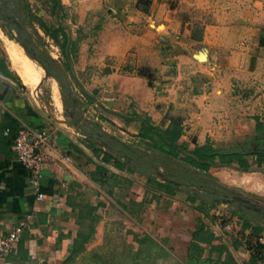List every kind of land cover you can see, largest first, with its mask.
Segmentation results:
<instances>
[{
	"label": "crops",
	"instance_id": "obj_1",
	"mask_svg": "<svg viewBox=\"0 0 264 264\" xmlns=\"http://www.w3.org/2000/svg\"><path fill=\"white\" fill-rule=\"evenodd\" d=\"M43 1L50 5L55 19L53 25L43 22L65 32L64 49H60L63 54L69 51L65 55L69 78L85 105L81 117L74 119L71 114L55 119L26 102L17 88L23 89L24 82L19 83L14 71L0 70V237L22 227L15 249L0 258V264H65L73 249L82 252L77 258L104 248L130 251L138 245L137 250L146 249L153 232H160L162 241L185 244L195 264H254L247 242L258 240L264 244V222L254 216L263 214L261 207L250 199L235 207L236 201H223L233 206L226 213L229 219H219L218 211L211 214L209 203L207 211L201 210V200L196 196L178 197L179 187L174 184L179 182L146 175L148 164L139 151L143 156L153 150L159 153V140L165 151L172 149L181 160L186 154L196 162L194 150L204 145L206 136L217 140L244 132L238 125H229L233 118L212 114V107L221 99L229 106L247 104L254 99H243L250 90L259 94L251 106L264 105V46H260V39L264 41V2L245 0L247 3L243 1L237 11L236 0H227L224 8L221 5L225 0H133L134 10L128 13L131 0H106L108 9H122L123 13L116 20L115 31L106 39L103 31L98 34L93 46L96 52L89 53L86 41L79 44L76 52V41L62 25L61 11L70 6V0ZM143 8L152 12L148 22L165 20L160 40L145 27L146 19L140 12ZM79 14L83 16L84 12ZM201 55L206 61L200 60ZM2 82L6 94H1ZM237 88L244 90L241 96H235ZM159 91L170 95L177 92L180 96L191 92L193 100L198 99L202 106L204 102L210 104L206 109L210 119L202 117L203 109L190 120L166 115L159 120L164 127H157L153 121L167 98L159 96ZM84 119L98 122L101 132L87 130L82 124ZM174 122L181 130L177 142L167 134ZM141 126L157 140L141 138ZM6 128H10L7 136L3 134ZM27 128L44 129L48 135L47 159L37 190L31 184L32 174L17 162L12 150L15 134ZM189 135L197 145L193 149L185 147ZM200 161L224 171L234 165ZM257 168L262 171H247L251 176L237 180L241 185L248 184V191L264 192V167ZM254 174L260 177L254 178ZM153 182L171 185L174 195ZM37 193L43 194L42 201L37 200ZM189 197L196 198L194 204ZM150 217L159 221L158 231L156 222L152 224L154 229L147 226ZM260 218L264 220V216ZM243 220L263 232L251 237L252 228L243 230ZM185 233L190 234L187 244L183 241ZM194 234L198 235L196 244L204 248L200 262L189 253ZM205 235L213 237L211 242L199 240Z\"/></svg>",
	"mask_w": 264,
	"mask_h": 264
},
{
	"label": "rangeland",
	"instance_id": "obj_2",
	"mask_svg": "<svg viewBox=\"0 0 264 264\" xmlns=\"http://www.w3.org/2000/svg\"><path fill=\"white\" fill-rule=\"evenodd\" d=\"M226 1L227 0H225L224 5H221L222 8L227 5ZM243 1L245 2V0L235 1V8L237 11L238 8L243 6ZM262 1L264 2V0ZM129 3L130 5L127 8L128 13L134 10L133 0L129 1ZM108 6L109 3L106 0H70V6L61 11V15L63 16L61 18L63 23L62 25L70 33V37L73 39V41H76V47L74 46L76 52L79 51V44L83 43V41H86L90 46L87 51L89 53L94 51L95 53L96 49L93 46L97 44L96 38L98 34L103 31V38L106 39V35H109V33L115 31L114 25L117 24L116 20L123 12L122 9L120 11H117L115 8L110 10L108 9ZM81 12H84L83 16L79 14ZM140 12L142 16L145 17L144 19H146L143 20L145 27L152 30V32L156 34L157 39L160 40L159 37L163 35L162 32L164 29L162 23L165 20H152L151 23L148 22L150 19L147 21V18L152 15L150 9L143 8ZM35 16L40 18L48 25H53L55 21L52 13L50 12V5L47 4V1L0 0V31L3 34L0 36V70H2V72L12 70L17 75L18 71H16V69L21 71L24 68V72H28L26 73L27 77L31 81L37 83L39 89L38 96L40 98L35 97L32 94L33 92H31V90L26 85H24L22 78L19 75L18 76L21 79L24 88L21 89V86L18 85L17 88L23 94L26 102L31 104L36 110L44 114L46 113L58 120H62L64 119L63 117L69 116L71 114H74V119L76 117H81L80 113L83 109L82 106L85 105V99L80 95L79 91L75 90L76 85L74 86L73 82L69 78V70L67 68L66 61L67 58L65 57V55H69V51H67L66 54L61 52L60 47L54 41H51V39L46 36L39 25L33 20ZM109 23L112 26H110ZM148 25H150V27H148ZM7 40L19 46L20 44L25 45L34 53L35 57L41 64H39L36 60L35 62L33 60L32 63L27 66L23 65L20 61L14 62L7 51ZM70 61L72 62V60ZM41 65L45 68V70ZM72 66L74 67V60ZM45 71L48 72V76L46 75ZM80 77L81 75L78 74V78ZM188 77H190L189 74L186 76V78ZM185 86L188 88L187 85ZM235 90L239 92L235 93V96H241L244 92V90L240 91L239 88ZM169 93L170 92H166V95L159 91V96L163 95L167 98L165 102L161 104L162 108L158 110L157 117L153 121L157 127H164V125H161L159 120L166 115L167 117L169 115L168 118L177 117L190 120L195 112L200 113L203 109L205 110H203L204 114L202 117H205V120L210 119V116H208L206 111L207 106L209 107L210 104L204 102V105L202 106L198 99L193 100V95L191 92H182V94L185 95L181 96L177 92H172L173 94L171 95ZM174 95H178V98H175ZM258 95L259 94H256V90H250L246 93V96H243V99L250 100V97H254V99L251 100L253 103V101L257 99ZM56 100L59 103L58 107L55 106L57 103ZM251 102L247 104L239 103L238 105L230 104L229 106L225 105L224 100L221 99L220 101L218 100L217 103H215V105L212 107V109H215L212 110V114L217 115V113H220L223 116H226V118L229 120L233 118L234 121L229 122V125H238V128L244 130V132H241L242 134L233 133V136H228L229 138L220 137L217 140L214 139L213 136H206L205 138L204 145L209 142L215 147L223 146L222 148H226L234 146L238 147L241 153L249 154L245 160H242L239 163L233 162L234 165L231 168L232 171L229 167L225 171L220 170L215 168L218 166H215L213 163L199 162L197 159L196 162H193L192 160L188 159V157L186 158V154H183L181 160L179 157L174 158L168 155L159 154L154 152V150L150 153H147L145 156H143L139 151L141 157L146 159V165L148 164V168L144 169L146 170L145 174L158 179L166 178L167 180H172L173 183L179 182L178 184H174L179 187L178 189L180 192L178 197L182 196V199H186V196L193 195L201 201H207V203L210 204L212 210L211 214L217 213L218 211L219 214L216 217L219 219H229V214L226 213L228 212L227 210H230V207L233 206L232 204H226L223 201L231 199L233 196H239L246 200L250 199L253 201V204H256L258 207L262 208L263 214L260 216H254L260 222H264V220H261L260 218L264 216V192L248 191V188H246L248 184L241 185L237 180L241 177L251 176V174L245 173L247 171H262L261 168H257V165H262L264 167V161L262 164L257 162V160H259L258 156L260 153H264V140L260 141L261 139H264V105L257 104L255 107L251 106ZM194 119L195 118H193V120ZM82 124L85 126V128H87V130H92V132H98L101 130L98 122L93 123L84 119ZM180 124H182V122H180ZM259 125L262 128L261 132H258ZM222 130L223 127L219 129V132L222 133ZM227 130H229V128L224 129V132ZM195 131L197 134H201V130L196 129ZM196 133L195 135H197ZM192 134H194V132ZM190 135L186 139L185 147L188 149H193L197 145L192 143ZM137 146L141 147L140 145ZM248 164L249 168L247 167ZM239 166L244 167L240 168ZM159 167H161V169H159ZM252 176L254 178L260 177L258 174H254ZM212 204L214 205L212 206ZM233 204L234 207L235 205H243L239 201L233 202ZM210 216L211 215L208 213L207 217L210 218ZM150 221V225L147 226H153L154 229L155 225L156 231H158L159 221H156L151 217L149 218V222ZM232 221H236L235 218H233ZM153 223L155 224L152 225ZM235 226L236 225H234L232 228L233 231L236 229ZM150 234L151 235L149 237L152 238V241L146 242L150 243L146 249L141 247L137 250L136 246L138 248V245H136L135 250H133L132 246L130 251L119 249L117 252H113L107 248L99 251L92 250L89 251L85 256L76 258L75 263L190 264L192 260L189 258L187 246L185 244L182 245L175 242L162 241L160 232H153ZM138 235H141V233ZM236 237H239V233L236 235ZM188 238H190V234L185 233L183 241H186V244L189 240ZM203 263L204 262H200L199 264Z\"/></svg>",
	"mask_w": 264,
	"mask_h": 264
},
{
	"label": "trees",
	"instance_id": "obj_3",
	"mask_svg": "<svg viewBox=\"0 0 264 264\" xmlns=\"http://www.w3.org/2000/svg\"><path fill=\"white\" fill-rule=\"evenodd\" d=\"M38 25L39 27L43 30V32L46 34L47 37H49L50 39H52L61 49H64V45H65V32L62 28L59 27H55V26H47L40 18L38 17H34L33 19ZM260 46L263 47L264 46V41L263 39H260ZM19 83L22 85L20 78L16 75ZM23 87V85H22ZM24 88V87H23ZM258 132H261L262 128L259 125L258 126ZM140 132H142V136L141 138H143L144 140H150V141H156L157 138L155 137V135H152L145 127L141 126L140 128ZM168 136L169 138L174 141L177 142L181 136V130L179 128V124L174 122L171 123L168 129ZM260 140V139H259ZM264 139H261L260 141H263ZM157 144V148H158V152L160 154L163 155H168L171 157H178L177 154L172 150V149H168L167 151H165L163 148L162 143L158 140ZM223 146H218L215 147L213 145H211L209 142H207L205 145H203L202 147H198L194 150V155L197 159L199 160H208V161H218V162H229V163H233V162H241L242 160H245L249 154H244L241 153L239 151L238 147H226V148H222ZM96 151V150H95ZM259 154V153H257ZM259 160H257V162L259 164H262L264 161V153H260V155L258 156ZM104 159L108 160V157L104 154ZM205 170H207L206 168H204ZM152 183V181H151ZM154 183V182H153ZM157 187L159 188H163L165 190V192L169 195H174V190L171 187V185L169 184H161V183H154ZM166 185V186H165ZM188 201L192 204L195 203L196 198L195 197H189ZM199 208L201 210L207 211L208 209V203L205 201H201L199 203ZM242 227L243 230L246 228H252V232H251V237H256L257 235H259V233L263 232V230L258 227V226H254L252 227L251 223H249L246 220H243L242 223ZM198 236V235H197ZM197 236L194 234L193 235V243L191 245V249L189 251V253L192 255H196L197 259H194L195 261L200 262V255L203 251V247L199 246L196 244V240ZM213 239V237L211 235H205L204 237H200L199 240L200 241H206V242H211V240ZM247 248L250 251L251 257L253 258L252 262L255 263L258 260H262L264 261V244L261 243L260 241H248L247 242ZM216 250L217 247H215ZM81 250H75L73 249L70 256L66 259L65 264H77L75 263V260L77 257L80 256L81 254ZM195 264V262L191 261L190 264Z\"/></svg>",
	"mask_w": 264,
	"mask_h": 264
},
{
	"label": "built area",
	"instance_id": "obj_4",
	"mask_svg": "<svg viewBox=\"0 0 264 264\" xmlns=\"http://www.w3.org/2000/svg\"><path fill=\"white\" fill-rule=\"evenodd\" d=\"M5 136L10 134V128L3 131ZM47 132L44 129L27 128L25 131H18L13 139L12 150L17 162L30 171L32 174V187L38 188V180L47 159L46 144ZM43 194L37 193V200L42 201ZM22 227H16L6 237H0V258L8 256L16 247ZM254 264H264L258 260Z\"/></svg>",
	"mask_w": 264,
	"mask_h": 264
},
{
	"label": "bare ground",
	"instance_id": "obj_5",
	"mask_svg": "<svg viewBox=\"0 0 264 264\" xmlns=\"http://www.w3.org/2000/svg\"><path fill=\"white\" fill-rule=\"evenodd\" d=\"M2 32L0 31V36H2ZM7 51L9 53V56L11 57L12 60H14V62L16 61H20L23 65H29L30 63H32V61L34 60L35 62V59L34 57H32L30 55V53H28L27 51H25L22 47H20L19 45L15 44V43H12V42H9L7 40ZM200 57V60L201 61H206V58L205 56L201 55L199 56ZM21 58V59H20ZM15 70V69H14ZM16 71H18V74L20 75V77L22 78L24 84L33 92L34 96L35 97H39V89H38V86H37V83L31 81L26 73L28 72H24V68L19 71V69ZM25 73V74H24ZM34 74V72H33ZM30 75V74H29ZM35 75V74H34ZM40 98V97H39ZM38 98V99H39ZM57 101V100H56ZM58 101L57 103L55 104L56 107H58Z\"/></svg>",
	"mask_w": 264,
	"mask_h": 264
},
{
	"label": "water",
	"instance_id": "obj_6",
	"mask_svg": "<svg viewBox=\"0 0 264 264\" xmlns=\"http://www.w3.org/2000/svg\"><path fill=\"white\" fill-rule=\"evenodd\" d=\"M143 2H144V0H139V1H138V3H143ZM20 46H21L25 51H27L28 53H30V55L33 56L34 59L39 63V61H38L37 58L35 57L34 53H33L30 49H28V48H27L25 45H23V44H20ZM39 64H41V63H39ZM41 66H42V65H41ZM42 67H43V66H42ZM43 69L45 70L44 67H43ZM45 73H46V75L48 76V72L45 71ZM233 201H239V202L242 203V204L249 203L248 200L243 199V198H241V197H239V196H233L232 199H228V200H226L225 202H227V203H231V202H233ZM68 252H70V249L68 250Z\"/></svg>",
	"mask_w": 264,
	"mask_h": 264
},
{
	"label": "flooded vegetation",
	"instance_id": "obj_7",
	"mask_svg": "<svg viewBox=\"0 0 264 264\" xmlns=\"http://www.w3.org/2000/svg\"><path fill=\"white\" fill-rule=\"evenodd\" d=\"M1 88H2L1 94L2 93L6 94V90H4V89H6V85L4 84V82L1 83Z\"/></svg>",
	"mask_w": 264,
	"mask_h": 264
}]
</instances>
